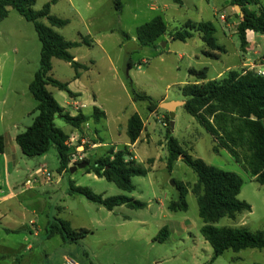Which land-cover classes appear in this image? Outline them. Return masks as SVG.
I'll return each mask as SVG.
<instances>
[{"label":"rangeland","instance_id":"obj_1","mask_svg":"<svg viewBox=\"0 0 264 264\" xmlns=\"http://www.w3.org/2000/svg\"><path fill=\"white\" fill-rule=\"evenodd\" d=\"M52 1L55 3L51 5V15L69 22L54 30L67 41L90 40V46L84 44L81 49L71 50L78 58L76 61L90 69L80 71V79L74 80L76 72L70 64L53 59L51 76L69 83V90L78 93L80 99L71 98L51 85L47 88L62 105L79 103L85 106L86 113L93 114L95 108L106 113V119L91 121L82 135L87 143L84 160L93 162L110 149L119 150L130 144L126 134L128 120L139 114L145 129L130 152L148 174L134 177L135 190L129 193L106 179L86 173V169L61 173L55 148L45 155V159L21 154L23 172L18 182L24 181L27 169L32 170V174L39 172L32 187L22 185L26 192L21 202L27 210L28 224L31 220L36 222L43 240L37 242L28 236L35 247L25 254L24 246L29 242L24 241V234H18L11 238L13 249L21 252L23 257L33 256L28 264H61L65 258L79 264H264V250L258 249L227 251L213 260V249L201 233L204 223L192 193L197 175L182 160L169 172L167 139L169 135L173 136L193 157L243 178L239 200L251 205L252 211L244 212L234 220L223 218L216 227L264 232V186L255 181L243 156L237 162L224 150L214 153L212 136L183 106L177 107L172 121L167 111L158 107L152 113L149 102L134 99L137 94L150 97L156 104L163 100L166 103L184 102L181 89L194 82L195 78L190 74L192 69L199 71L208 66V80L215 79L219 73L243 71L240 66L244 52L237 34L240 17L231 6V0H180L182 3L176 0H121L120 11L116 10L113 0H37L34 10H42ZM259 1L264 7V0ZM222 14L226 15L225 21L220 19ZM157 16L164 19L171 31L181 28L187 21L213 23L218 29V43L227 52L221 54L220 60L206 59L203 52L207 47L199 36L186 42H173L165 36L154 46L135 49L132 39H137V28ZM43 23L48 25L47 21ZM123 33L130 39L126 40ZM261 36L254 32L247 34L251 61L256 58L255 52L264 55V36ZM136 43L139 46L138 40ZM40 52L41 44L33 24L11 9L0 24V63L3 64L0 112H10L17 121L20 119L19 133L32 126L37 116V104L29 92V85L40 68ZM130 61L131 68L128 66ZM74 108L67 106L66 109L75 114ZM55 123L64 132L72 129L58 118ZM94 130L99 132L96 138ZM145 135H149L148 138ZM94 144L106 146L93 148ZM44 168L52 175L50 181L41 174ZM177 182L184 183L190 190L186 197V212L168 209L172 201L180 199ZM72 184L90 188L105 198L126 196L145 203L146 207L138 210L121 206L109 211L82 196L71 195ZM55 219L69 222L75 230L87 229L91 233L78 243L63 244L59 236L49 239L46 229ZM165 227L169 236L161 242L159 238L163 236L159 237V233ZM33 258L43 261L36 263Z\"/></svg>","mask_w":264,"mask_h":264},{"label":"trees","instance_id":"obj_2","mask_svg":"<svg viewBox=\"0 0 264 264\" xmlns=\"http://www.w3.org/2000/svg\"><path fill=\"white\" fill-rule=\"evenodd\" d=\"M113 1L116 10L120 11L121 0ZM36 3L37 0H0V24L13 9L27 22L33 24L41 44L40 68L29 85V92L37 104L35 108L37 116L32 126L16 137V143L23 155L29 158L45 156L55 148L60 163L59 171L63 173L71 168L70 157L75 149L67 145L71 135L57 127L56 119L62 120L73 130L80 131L90 121L101 122L105 119V113L95 108L90 116L82 112L72 116L49 92L47 87L51 85L66 92L70 97L73 96L68 89V83H62L51 76L52 60L59 59L69 63L78 78L80 71H89L90 68L75 61L70 51L84 44L88 46L91 44L87 38L81 42L67 41L54 30L69 23L51 15V5L55 1L46 4L40 11L34 10ZM253 5L259 6V9H252ZM231 6L241 8L242 14H237L240 17L237 34L241 41V49L244 51L248 46V32L264 35V8L260 6L259 0H231ZM43 21H47L48 25ZM217 32L218 29L211 22H187L181 28L171 31L164 19L157 16L137 28V39L139 48H143L153 46L163 36H167L173 42H186L199 36L207 47L203 55L219 59L220 55L227 51L224 46L219 45ZM123 36L126 40L130 39L126 33H123ZM128 66H132L131 62ZM207 72V68L190 71L196 81L181 89L186 101L184 109L212 136L214 153L219 154L224 150L237 162L242 155L255 181L264 186V77L254 71H230L222 79L200 83L207 80ZM134 99L149 102L150 112H154L160 106L148 96L135 94ZM144 129L141 116L132 115L126 130L130 145H134L140 139ZM5 150V140L0 136V154H4ZM167 151L169 172H172L175 164L182 160L197 175L192 193L197 199L199 217L204 223L201 233L213 249V260L227 251L264 250L262 231L251 233L245 228L215 226L223 218L234 220L238 215L252 211L251 205L239 200L244 185L243 178L234 172L210 166L203 160L193 157L171 135L167 139ZM85 162L90 163L86 173H93L98 178L106 179L120 190L129 193L135 190L132 179L148 174L147 169L138 165L129 146L126 145L119 150L110 149L93 162L84 160L80 163ZM176 188L180 193V199L172 201L168 209L173 212H186L188 210L186 197L190 190L182 182H177ZM70 193L82 196L109 211L121 206L138 210L146 207L145 203L126 196L105 198L103 195L95 194L90 188L73 184ZM46 231L49 238L59 235L65 243H78L91 233L87 229L75 230L69 222L61 219L49 223ZM160 236L163 238L160 239ZM168 236L169 230L165 227L160 231L158 238L164 242Z\"/></svg>","mask_w":264,"mask_h":264},{"label":"crops","instance_id":"obj_3","mask_svg":"<svg viewBox=\"0 0 264 264\" xmlns=\"http://www.w3.org/2000/svg\"><path fill=\"white\" fill-rule=\"evenodd\" d=\"M178 1H179V3H182L180 0H178ZM260 6H262L261 3H260ZM253 7L256 8L254 10L259 9V6H256V5L251 6L252 9H253ZM187 22H193V21H187ZM186 23H184V24H186ZM194 23H200V22H194ZM263 36L264 35H262L261 37H263ZM162 38H165V36L161 37L159 40H161ZM137 40L138 39H136L135 37L132 39V43H134L136 46H138L136 43ZM73 42H76V41H73ZM78 49H81V46L79 48H76V50H78ZM138 49H140L139 46H138ZM243 52H244V56L242 57V66H240V69H243V70H247L245 68H248L252 64H258L260 62L261 58L264 57V55H259V53L255 52L254 55L256 56V58L253 61H251L248 58V47H246V49ZM71 54L75 58V61L78 60L77 56H74L73 53H71ZM221 56L222 55H220L219 59H211V58H208L206 56H205V58L210 59V60H220ZM143 63H146V62H143ZM131 65L133 66L132 62H131ZM129 68H131V67H129ZM206 68L209 71V67L207 66ZM2 69H3V64L0 63V74H1ZM232 71H235V70H232ZM224 76L225 75L223 73H219L217 75V77L213 80L222 79ZM80 77H81V74L79 73L78 78L75 75L74 80L80 79ZM213 80L207 79V80L202 81L200 83H205V82L213 81ZM195 81H196V79H194V82ZM1 83H2V78L0 77V85H1ZM68 89H69V86H68ZM78 95H79L78 93H73L72 97L74 99H80ZM164 102L166 103V101H164V100L161 101L159 103V105L164 104ZM2 103H5V101L3 100ZM59 104L68 113H70V112L66 109L67 106L75 107L74 109H75L76 113L75 114L70 113L72 116H76L80 112H82L83 114H85L87 116L92 115L90 113L84 112V109H86L85 106L80 105L79 103H74V104L66 103L65 105H62L61 103H59ZM152 113H154V112H152ZM105 119H106V113H105ZM18 120L19 121H17L14 116L10 115V112H0V136H2L4 138L5 148H6L5 153L0 154V264H28L29 261H31V259H32L31 257H33V256H30V258L29 257H23L21 255L22 254L21 252L15 250V248L13 249V244L11 241V238L13 236L18 235V234H24V236H25L24 241L26 243L29 242L28 236H31L33 238V240H35L37 242H38V240H40V241L43 240V233L41 232V229L39 227H37L36 222H34L33 220H31L30 224H28L29 222H28V214H27L26 207H22V202H21L22 199L21 198H22V195L25 194V192H26V191H24V189H22V185H25L26 182L28 181V179H30L32 176H35L37 173L32 174V170L27 169L25 171L24 181L21 182V184L18 182V179H19L21 173L23 172V170L21 169V166H20L21 162L23 161V157H22L23 153L21 151H19L20 148L17 145H15V143H14V142H16V137L19 134H21L18 132L20 130V127H19L20 119H18ZM90 122L85 124L80 131H77V130L75 131L72 128L69 132H67L68 134L71 135V138H73L74 145H76V143H77V145H80L82 143V141H83L82 135H84L86 133L87 128L90 126ZM144 125H145V123H144ZM91 132H92V130H91ZM94 132H95V135H94L95 138L98 137L99 132L96 130H94ZM145 136H146V138H148L149 135H145ZM138 141H140V139ZM77 145L75 148H77ZM134 145H130L129 143L126 144V146H129V150H131V151L133 150ZM104 146H106V145L105 144H94L93 148H97V147L101 148ZM45 158H46V156H42V159H45ZM135 160L137 161V157H135ZM55 236L58 237L59 235H55ZM55 236L50 237V238H54ZM46 237L49 238L47 235V231H46ZM60 241L63 244H65V242L62 240L61 237H60ZM33 242L34 241H31V242H29L30 244L28 243L27 246H24L25 247L24 252H26L25 254H27L28 251L29 252L33 251V249L35 247ZM20 257H22V258H20ZM33 259L36 261V263L43 261L42 258L41 259L33 258ZM66 259L67 258H65V260L61 264H64L66 262ZM76 263L79 264L78 262H76Z\"/></svg>","mask_w":264,"mask_h":264},{"label":"built area","instance_id":"obj_4","mask_svg":"<svg viewBox=\"0 0 264 264\" xmlns=\"http://www.w3.org/2000/svg\"><path fill=\"white\" fill-rule=\"evenodd\" d=\"M225 18H226L225 14H222L220 16V19L222 21H225ZM247 70L248 71H254L259 76H263L264 77V57L261 58V60H260V62L258 64H252L251 66H249ZM86 144L87 143H86L85 139H83V141H82V143L80 145H77V143H76L77 148H75V151L72 153V155L70 157V166L76 165L77 163H80V162L84 161ZM67 145L69 147L76 146V145H74L73 138H70V140L68 141ZM38 174H36L35 176H32L30 179H28V181L26 182L25 186L26 187H32L34 182H36V180H37V175ZM41 174L44 175V177H45V179L47 181H50L52 175H51L50 172L46 171L45 168H44V170H43V172ZM64 264H77V263L74 260H72V259H67Z\"/></svg>","mask_w":264,"mask_h":264},{"label":"water","instance_id":"obj_5","mask_svg":"<svg viewBox=\"0 0 264 264\" xmlns=\"http://www.w3.org/2000/svg\"><path fill=\"white\" fill-rule=\"evenodd\" d=\"M236 11L238 12V14H242L241 12V8L239 6L235 7ZM135 49H138V46L135 45ZM186 101L184 102H168V103H164L160 105V108L167 111L170 114V117L173 121V119L175 118V111L177 109V107L179 106H185ZM171 126L174 127V123H171ZM90 166V163L85 162V163H80L78 165H73L71 166V168L69 169L72 173H74L75 171H77L78 169H86L87 167Z\"/></svg>","mask_w":264,"mask_h":264}]
</instances>
